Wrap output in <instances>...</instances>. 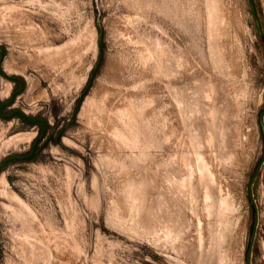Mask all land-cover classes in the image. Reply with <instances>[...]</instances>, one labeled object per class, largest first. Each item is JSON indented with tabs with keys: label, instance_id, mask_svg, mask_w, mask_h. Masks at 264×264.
Here are the masks:
<instances>
[{
	"label": "rangeland",
	"instance_id": "obj_1",
	"mask_svg": "<svg viewBox=\"0 0 264 264\" xmlns=\"http://www.w3.org/2000/svg\"><path fill=\"white\" fill-rule=\"evenodd\" d=\"M252 2L261 36L249 0H0L1 68L23 84L0 164L41 134L14 111L61 135L0 171V264H247L264 155ZM20 90L0 76V105ZM250 197L264 264V163Z\"/></svg>",
	"mask_w": 264,
	"mask_h": 264
},
{
	"label": "water",
	"instance_id": "obj_2",
	"mask_svg": "<svg viewBox=\"0 0 264 264\" xmlns=\"http://www.w3.org/2000/svg\"><path fill=\"white\" fill-rule=\"evenodd\" d=\"M249 2H250V6H251V9H252V14L254 16V20H255V24H256L258 33L261 36L262 33H261V30H260V25H259L258 19L256 18V13H255V10H254L253 2H252V0H249ZM3 58H4V51H3V49L0 48V76L2 78H4L5 80L10 81V82L18 83L20 85V87H21V90L19 92L15 93V94H13L11 99L8 100L6 103H3V104L0 105V118H4V115H2V110L4 108L12 106L16 94L21 93L22 87H23V84H22L20 79L15 78V77H9V76H7L6 74L3 73L2 68H1V63H2ZM78 108H79V104H78L77 108L74 111L73 118L76 116ZM13 116L20 117L24 122H27L28 124H30L32 126H34L36 124H39L41 126V134H40V136H38V138H36L35 142L33 143L32 151H31V153L28 156H16V157H12V158L6 159L2 164H0V171H1L2 167L6 163H9V162H13V161H16V162H29V161H32L34 159L36 153L38 152L37 146L42 141H44V143H43L42 147L39 150H42L43 148H45L49 143H57L58 144V143L61 142V135H59L56 138L55 142L53 140L52 135L47 137V129L48 128H47L46 122L44 120L39 119V118L31 120V119L27 118L24 115V113H22L20 111H14L9 118H12ZM263 118H264V111H262L259 114V117H258V122H259L260 130H261V135H262V138H263V141H264V122H263ZM263 163H264V155L260 159L259 163L257 164V166H256V168H255V170H254V172H253V174L251 176L248 188H247V196L249 198V201L251 203V206H252V208L254 210V214H255L253 231L251 233V237H250V241H249V249H248L247 254H246V263L247 264H249L250 251H251L252 243H253V240H254V228H255V223L257 221V214H256V211H255V207H254L253 201H252V199L250 197L251 188H252L253 182H254V180H255V178H256L259 170H260V167H261V165Z\"/></svg>",
	"mask_w": 264,
	"mask_h": 264
},
{
	"label": "bare ground",
	"instance_id": "obj_3",
	"mask_svg": "<svg viewBox=\"0 0 264 264\" xmlns=\"http://www.w3.org/2000/svg\"><path fill=\"white\" fill-rule=\"evenodd\" d=\"M0 181H1V180H0ZM1 184H2V188H3V187L5 188V186H4V185H5V182L2 181ZM0 192H1V195L4 197V194H6L5 191H0ZM0 197H1V196H0ZM3 197H2V198H3ZM5 197H6V196H5Z\"/></svg>",
	"mask_w": 264,
	"mask_h": 264
},
{
	"label": "flooded vegetation",
	"instance_id": "obj_4",
	"mask_svg": "<svg viewBox=\"0 0 264 264\" xmlns=\"http://www.w3.org/2000/svg\"><path fill=\"white\" fill-rule=\"evenodd\" d=\"M57 138V137H56Z\"/></svg>",
	"mask_w": 264,
	"mask_h": 264
}]
</instances>
